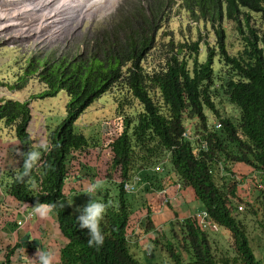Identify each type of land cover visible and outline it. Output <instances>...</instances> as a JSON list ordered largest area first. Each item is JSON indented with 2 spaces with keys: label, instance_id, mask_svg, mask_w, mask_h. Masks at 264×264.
I'll list each match as a JSON object with an SVG mask.
<instances>
[{
  "label": "trees",
  "instance_id": "obj_1",
  "mask_svg": "<svg viewBox=\"0 0 264 264\" xmlns=\"http://www.w3.org/2000/svg\"><path fill=\"white\" fill-rule=\"evenodd\" d=\"M183 10L197 35L175 40L167 23L174 11ZM227 23L234 25L233 34L242 42L236 54L229 50L232 36ZM203 30L210 32L211 39L201 36ZM42 60L37 67L49 88L40 96L66 92V114L49 132L51 145L56 147L43 158V176L39 179L32 172L18 179L23 157L17 158L6 187L18 201L39 203L55 212L65 236L57 253L62 254V264H144L131 251L136 233L135 222L129 218L147 192L161 191L171 183V173L182 186L194 189L206 217L228 231L230 250L217 254L195 216L172 220L169 232L178 228L174 232L177 241L170 243L163 242L168 232H157L147 216L141 227L155 233L149 236L148 252L157 247L160 259L164 250L163 255L170 254L174 264H259L249 225L238 215L237 203L246 205L243 213L256 217L264 211V188L256 192L255 200L233 202L239 181L232 169L244 163L258 170L264 182V0H133L85 36L76 49L53 51ZM104 96L114 99L116 116L124 124L104 148V159H114L109 174L119 168L122 180L111 178L110 186L94 195L108 206L102 223L105 243L97 249L88 246V230L79 229L76 218L80 213L71 201L74 198L82 208L90 201L89 193L72 196L75 191L68 190L67 182L79 174L66 170L70 162L82 160L90 142L75 131V123ZM228 106L231 109L226 110ZM209 115L218 120L214 123H221L220 129L209 127ZM31 119L28 102L4 99L0 103V120L15 131L21 153L33 144L28 131ZM187 122L194 123V136L203 137L185 138ZM203 140L207 149H200ZM195 148L202 152L195 154ZM220 162L228 171L219 179L212 168ZM136 176L142 184L128 192L124 184ZM34 183L40 184L36 190ZM259 230L264 234V221L259 222Z\"/></svg>",
  "mask_w": 264,
  "mask_h": 264
},
{
  "label": "rangeland",
  "instance_id": "obj_2",
  "mask_svg": "<svg viewBox=\"0 0 264 264\" xmlns=\"http://www.w3.org/2000/svg\"><path fill=\"white\" fill-rule=\"evenodd\" d=\"M59 1L55 2L61 5H57L56 3H49L48 6H45V3L43 2L40 4L39 0H13L12 2L7 0L1 1L0 3V88L2 87L4 91H8L7 89H9L10 91L8 92L13 94V100L28 102L29 106L31 107L32 114V119L30 121L29 127L31 128V125L35 123L33 131H36L37 128L42 127V123H50V121H55V123L61 122L62 118L66 114V105L69 100V97L66 92H61L54 97L40 96L46 91V89L49 88L42 82L40 77V69L39 67H37L40 62L43 63L42 58L46 57L49 53L53 51L61 52L64 49L67 51L76 49L85 36H87L88 34L90 35L98 27L105 25L107 19L111 18V15H113V13H115L119 9H122L123 4L128 7L133 2V0H115L114 4L109 5V2L105 0L104 2L106 4L103 2V5L105 4L104 6L102 4H99L94 7H89L87 3L86 6L84 5V0H81L80 2L83 3V5L80 3L79 5L78 2L72 3V0H62L63 2L61 0ZM97 1L98 0H93L92 5L95 4V2ZM87 2H89V0ZM30 7L32 8V10L24 11ZM4 11L6 12L5 15ZM18 12L19 14H17ZM187 13L188 12L184 10L180 12L174 11L172 13V16L170 17L169 22L167 23V25L169 26L168 31L171 33V37L175 40L183 36L194 37L195 35H197L195 24L192 22V20L190 19L191 17H189ZM13 14L17 15L12 17ZM29 17L31 22L25 24ZM254 17L257 19L256 21L259 20L258 16ZM43 26H45V28H41ZM226 26L229 28V32L232 36L229 40V50L231 53L236 54L238 50L242 47V42L235 34H233L234 25L232 23H227ZM32 27L35 29H33ZM201 36L205 40L211 39L210 32H207L206 30L202 31ZM31 63H33V66H35V69L32 65L30 66ZM28 68L31 72H28ZM4 86H7V89L4 88ZM6 96H9V94ZM4 99L7 101L8 99H10V97H8V99ZM225 109H231V107L228 106ZM115 111L116 103L114 99L110 96H104L100 100L96 101L93 105L89 106L86 112L79 117L77 123H75V131H78L84 134L87 138H89L88 140L91 142L90 144L96 148L95 152H97L98 150L99 158H97V160H90L89 163L96 164L94 168L97 172L99 171V175H105V177L109 176L110 179L118 178L121 180V178L116 176V170L111 171V174H108V171H110L114 159H104L107 156L106 153L104 154V148L106 147V144L120 134L124 125L121 118L116 116ZM214 121L218 120L215 118L214 115H209V122L211 123ZM186 126H189V124H185V127ZM194 127L195 125L193 123V128L191 127L192 132H194L195 130ZM30 128H28V131L29 134L32 136L33 132L30 130ZM7 129L8 128H6L5 122H1L0 136L6 138L8 134ZM11 132L15 134L14 130H12ZM49 132L50 130L42 136V140L47 141L49 142V144H51L52 142L50 140ZM86 157L88 158V160L91 159V152L84 151V156L81 161H79L81 157H78V159L76 160L77 163L71 162L74 167L80 169V174L82 172L81 169ZM1 161L2 160H0V170L3 169L4 171V168H6L7 165L5 161ZM77 168L73 169L74 172H77ZM157 168L160 169L158 166ZM212 170H216V166H213ZM83 171H85V169H83ZM33 172L35 174V177L39 179L43 176L44 167L41 161L39 162V167ZM87 172L88 177L92 178L91 169H88ZM237 173L239 175L238 178L248 177L246 176L245 171ZM255 173L256 171L253 174ZM258 174L259 172H257L256 178H258ZM218 175L219 176L217 177L220 179L222 175ZM246 179L250 180L249 178ZM246 179L244 178L241 184H246ZM141 184V181H138L136 180V178H134V186L138 187ZM252 184L254 185V183ZM252 184H250L251 188L254 187ZM39 187V183H37V185H35L34 183V190ZM4 189L6 188L4 187ZM75 198L78 199L77 197ZM71 201L73 202V208L77 211L78 207L75 203L74 198H71ZM163 201L164 199L158 197L157 195H148L146 193L144 199L140 202L142 203V205H140L134 211V213L135 215H137L139 220H141L145 216V212L148 207L155 208L156 210H161L160 206L163 205ZM19 202L31 206V203L29 202ZM195 204H198V202H195L194 200L192 202V211L195 210ZM241 211L237 212L238 215L242 214ZM248 213H243L244 216H241L242 221H244L246 216H251V214ZM261 215L262 211L259 212L256 218L260 220L262 218ZM25 216L28 217V219L24 218L23 220H21L22 224L26 219L27 221L31 220L30 217H32V214L26 213ZM16 222H18V220H15V224ZM128 223L131 222L128 221ZM252 224L253 227L249 229V231L251 232V237L253 238L254 247H252L254 248V252L257 257L256 259L260 262V264H264V234H262L259 230L254 229L255 221L249 222V225ZM177 229L178 228L169 232V229L163 228V230L168 232L166 233L167 236L165 240H163V242L170 243V241H177L174 235V232ZM217 229L219 232L225 234V236H220L219 238L216 234L212 235V239L215 240L214 248L217 254H220V250H222L223 252H226L227 249L230 250V239L227 240V236L229 237V235L225 232V228L217 225ZM136 232L138 234H141L140 230H137ZM208 236L210 237V233L208 234ZM217 238L219 239L220 243L219 247L216 245L218 243L216 240ZM27 240L30 243L34 241V243H36L34 244V246L36 247L37 245V247L39 248L38 251H29L26 255L21 256L24 252V248L22 247V250L20 252L19 250H17L16 256L11 257L12 261L10 264H23L21 262V258L25 260L26 258L24 256H28V258L26 259L28 263L34 262V258H32L34 254L38 253L39 251L41 252L44 246L46 247L47 245L44 244V239L41 237H36L34 239ZM143 240V243H146L147 238H143ZM10 241L11 236H7V238L0 237V250L2 249L3 245H5L6 243L9 244ZM11 243H13V241ZM132 247V253L144 264H149L155 261H157V264L175 263V260L170 257V254L165 252L163 255L164 250L162 251V257L159 259L156 255L157 247L155 246H152L150 248L151 252L153 253L152 255H148V251L144 252L140 249L137 253L136 246L132 245ZM141 247H147V249L149 248L147 244H144ZM173 247L175 248V252L180 254V251H178L179 247L177 245H173ZM80 250L81 249L79 248L78 251H75V255H78ZM181 261L183 262L184 260L181 259Z\"/></svg>",
  "mask_w": 264,
  "mask_h": 264
},
{
  "label": "crops",
  "instance_id": "obj_3",
  "mask_svg": "<svg viewBox=\"0 0 264 264\" xmlns=\"http://www.w3.org/2000/svg\"><path fill=\"white\" fill-rule=\"evenodd\" d=\"M1 85V84H0ZM4 88L7 89V86H4ZM10 91L9 89H7ZM4 91L3 88H0V103L4 101V98L12 99V95L10 92ZM9 96H6L8 95ZM3 122L0 120V123ZM42 127H39L36 129V131H33V127H35V123L31 125L30 130L33 132L32 139H35L37 144L39 145L40 142L46 143L47 141L42 140V136L44 135V132L54 130L56 127H58L59 122L50 121V123H42ZM46 126V127H43ZM8 130L7 137L3 138V136H0V145L2 146V149L0 150V160L1 162L5 161L7 167L0 170V237L7 238V236L14 237L13 243L20 240L28 241L27 239H34L41 237L44 239V244L46 245V248H50L54 251H56L57 248H59L61 245L65 243V236L61 235L58 227L57 222L53 218V212L48 207H43L41 209V212L38 214L33 206L25 205L23 203H20L17 201L14 197H12L8 191L6 184H8V180L10 178L8 172L13 171L12 164L17 158L22 159V153H21V142L20 139L17 138L15 134L11 132V130ZM12 133V134H11ZM36 135V136H35ZM20 153V154H19ZM15 169V168H14ZM85 171L82 170L81 174L77 177H81L80 179H77L75 182H79L78 189H71V185L75 182H73L70 187L68 185V190L78 191L81 189L80 183L85 182L86 184L89 183V177H88V168H83ZM91 169V168H89ZM250 169V170H248ZM235 172H244L246 175H251L252 169L243 167L241 165H235ZM92 171V176L94 171ZM89 180V181H88ZM4 187L6 189H4ZM167 194H168V203L161 205V210H156L155 208H152L153 210V219L154 222L161 227H169V225L172 223V220L175 218H182L185 216H188L191 213L201 211L203 207H200V205L195 204V210H191L192 208V202L195 200L197 201V196L190 186L185 187L182 185H179L176 178H173L171 180V183H169V187L167 188ZM149 195V194H148ZM180 197V198H179ZM178 200V201H177ZM177 201V202H176ZM18 203V204H17ZM151 203V199H150ZM23 210V211H21ZM33 213V218L29 221L27 219L24 221L23 224H21L20 228L17 226L15 227V220H23L25 218L26 213ZM20 213V215H19ZM4 214V215H3ZM21 216V217H20ZM12 221V222H11ZM11 222V224H8ZM16 228V230H14ZM10 234H9V233ZM59 239V241H58ZM51 241L57 242L56 246L53 247L51 245ZM31 244L34 247V241ZM38 247L34 248V251H38ZM141 250L145 251L143 247H140ZM139 251V248L137 249V253ZM56 257H59V254L56 255ZM55 257V258H56ZM54 264V262H53Z\"/></svg>",
  "mask_w": 264,
  "mask_h": 264
},
{
  "label": "clouds",
  "instance_id": "obj_4",
  "mask_svg": "<svg viewBox=\"0 0 264 264\" xmlns=\"http://www.w3.org/2000/svg\"><path fill=\"white\" fill-rule=\"evenodd\" d=\"M186 124H189V126H186L185 132L183 134L185 138L189 137L188 139L193 140L195 138H202L203 137L202 135H198V137L193 135V132H192L193 123H186ZM213 126L216 127L217 129H220L221 128V123H214V122L213 123H209V127H213ZM186 133H188L189 135H186ZM87 139H89V138H87ZM90 143L91 142H89V144ZM200 146H201L202 149H207L208 144H207L206 141L203 140V141H201ZM54 147H56V146L48 144V143L40 142L38 147L37 146L30 147V150L28 152L22 153L23 166L21 167V170L17 173V178L20 179V180H23L24 178L30 176V174L35 169H37L39 167V162L41 161V153L43 152V153L46 154V153L52 151L54 149ZM90 147L92 149H94V151H96V148L93 145L90 144ZM84 151H86L85 148H84ZM95 156H96V158H99L98 157V150H97V152H95ZM69 164L73 165L71 162ZM220 169H222V170H220ZM216 170L218 171V173L220 175H222V176L225 175L226 170H225V167H224L223 163H221L219 168L218 169L216 168ZM216 170H215V173H216ZM93 171H95L97 173L95 168H93ZM66 172L67 173H71L72 172V173L80 174V169H77V172L76 171L74 172L73 169H67ZM253 179H254L253 182H255V185H254L253 188L250 187V184L253 183L252 180H251L250 184H245V185H249L247 187V190H246L245 194L247 196H249L251 199L255 200V195H257L256 192H258L259 190H261L263 188L262 184L260 183V181H263V180L259 176H258V178H256V179L253 178ZM179 185H181V184H179ZM125 186H127V184H125ZM129 187H125V189L128 191ZM94 190H95V186L93 185L88 190L89 194H87L90 197V201H89V203L87 205L83 206L82 208H78L77 209V211L80 214H79V216L76 219L78 221V227H79L80 230H84V229L88 230V233H87V235H88V241H87L88 242V246L89 247H96L97 249H99L105 243V235H104V233L102 231V223L104 221V218H105V215H106V210H107L108 206L105 203L98 201L95 198V196L91 194L92 192H94ZM41 208H42V206L39 203H37L36 206L34 207V210L39 214L41 212ZM132 215L130 216L129 220H132L133 222H135V227L133 228V231L136 234H133L134 236H133V240H131V242H132L131 244L133 246L136 245V244H139V246L141 247L142 245H144V244L146 245L149 241H151L149 239V236L154 237L155 233H153V232H145V230L141 227V222H142V220L144 218L147 217V215H146V217L144 216L141 220H139L138 217L136 218L135 213H133ZM189 216H195V218L199 220L200 226L204 230L205 217H206L205 209L202 208L201 211H197V212L191 213V214H189ZM261 217L262 218L260 220H258L257 218L254 219L255 227H259V222L264 221V211L262 212ZM177 219H179V218H177ZM151 220L154 223L155 229L157 230V232H160V234L162 232H166L165 230H163V228L164 229H170L172 227V223L167 228V227H161L160 225L156 224L154 222L153 218H151ZM257 222H258V224H257ZM137 230H140L141 234H138L136 232ZM208 230H209L211 239H212V235H214V234H216L218 236V238L220 236H225L224 233H221V232L218 231L217 226L215 227V229L208 227ZM225 232L229 235V233H228V231H226V229H225ZM143 238H147L146 243H143V241H144ZM218 238L216 239L217 242H218L216 245L219 247L220 243H219V239ZM228 239H229V237L227 236V240ZM21 241L22 240L20 238V240L15 241V243H19ZM15 243H12L9 247L14 246ZM31 244H33V243L31 242ZM31 244H29L27 247L30 248V251H34L35 246L33 247ZM212 244H213V247H214V244H215V240L214 239H212ZM252 244H253V242H252ZM132 245H131V251H132V248H133ZM22 247L24 248V245H22ZM140 247L136 246L137 249L140 248ZM214 250H215V248H214ZM220 251H221V253L223 252L222 250H220ZM149 254H151V252H148V255ZM24 257L26 259L28 258V256H24ZM55 257H56L55 251L50 249L47 252H40L39 251L38 252V260L37 259H35V260L38 261V264H53V261L55 259L54 264H62L61 257H58V258L57 257L55 258ZM26 259L24 260V259L21 258V262L23 264H28ZM259 264H260V262H259Z\"/></svg>",
  "mask_w": 264,
  "mask_h": 264
},
{
  "label": "water",
  "instance_id": "obj_5",
  "mask_svg": "<svg viewBox=\"0 0 264 264\" xmlns=\"http://www.w3.org/2000/svg\"><path fill=\"white\" fill-rule=\"evenodd\" d=\"M60 124V123H59ZM58 124V125H59ZM32 127H34V126H32ZM6 128H8V127H6ZM9 130H11L12 131V128H8ZM36 136V135H35ZM31 138H33V137H31ZM33 141V144H32V146H37L38 147V144H37V142H36V140L35 139H32ZM21 142V141H20ZM48 144H49V142H47ZM2 149V146L0 145V150ZM85 149H86V151L88 152H91V156H92V158L91 159H89L88 160V158L86 157V159H85V161H84V164H83V166H82V169H81V171L83 170V168H91L92 170H93V168L96 166V164H90L89 163V161L90 160H97V158H96V156H95V151H94V149H92L91 147H90V144L87 146V147H85ZM200 149H202V148H200ZM199 148H195V150L196 151H194V153L195 154H199V153H201L202 151L200 150ZM44 156H45V153H41V163H43V158H44ZM221 165V163H218L217 165H216V168L218 169L219 168V166ZM74 168H77V167H74L73 165H71V164H68L67 165V169H74ZM78 169V168H77ZM220 170H222V169H220ZM116 176L117 177H119L120 178V171H119V168L116 170ZM108 174H109V171H108ZM170 176L171 177H173V178H176L177 179V177H176V175L174 174V173H171L170 174ZM103 177H105V175H103V176H100L99 175V171L96 173L95 171H94V173H93V176H92V178H90L88 181H89V183L88 184H86V187H85V182H87V181H85V182H81L80 183V187H81V189L80 190H78V191H75V193L74 194H72V196L73 195H75V194H79V193H88V190L94 185L95 186V190H94V192H92L91 194H93V195H97V192L99 191V190H102V188H107V187H109L110 186V183H109V180H111L110 178H109V176H106L105 178H103ZM81 177H76V178H71V179H68V182H67V184L69 185V187H70V185L73 183V182H75V181H77V179H80ZM134 178H136V180H138V181H140V178L138 177V176H136V177H134ZM114 179H116V181L117 182H119V181H121L120 179H118V178H114ZM134 180V179H133ZM252 180V182L254 181V179H251ZM79 182L80 181H78V182H75V183H73L72 185H71V189H78V184H79ZM260 183L262 184V183H264L263 181H260ZM179 184H181V183H179ZM127 186H130L129 187V190H128V192H131V191H134L135 190V187L136 186H134L133 185V181L132 182H127ZM127 186H125V187H127ZM249 185H245V184H240V183H238V186H237V198L236 199H234V200H232L233 202H236V201H238V200H247V201H252V200H254V199H251L249 196H247L246 194H245V192H246V190H247V187H248ZM102 187V188H101ZM169 187V185H167L163 190H161V191H157V192H155V191H150V192H147V194H154V195H157L158 197H160V198H162V199H164V201H163V205L164 204H167L168 203V194H167V188ZM189 187V186H188ZM69 191H71V190H69ZM31 206H33V207H35V205H32L31 204ZM241 206H245V208L243 209V211L242 212H245L246 211V205L244 204V203H237V208H238V210L239 211H241ZM200 207H202V206H200ZM54 214H53V218H54V220L56 221L57 220V217H56V214H55V212H53ZM29 214H32V218H33V213H29ZM153 210H152V207H148L147 208V210H146V212H145V217H146V215L147 216H149L150 218H153ZM248 214H251L252 215V212H249ZM256 217H250V216H246V218H245V221L248 223V225H249V222H251V221H254V219H255ZM12 222V221H11ZM11 222H9L8 224H11ZM57 222V221H56ZM207 224L208 225H211V228H213V229H215V227L217 226V225H215L212 221H210V220H208L207 221ZM57 227H58V229H59V231H60V233H61V235H63V233L61 232V230H60V226L57 224ZM253 227V224L252 225H249V229L250 228H252ZM255 227V226H254ZM255 230L257 229V230H259V227H255L254 228ZM260 232H261V230H259ZM64 236V235H63ZM58 241H59V239H58ZM57 241V242H58ZM25 242V243H24ZM52 243H51V245L53 246V247H55L56 246V244H57V242H54V241H51ZM29 244H31L30 242H27V241H25V240H22L21 242H19V243H15L14 244V246H12V247H14V249H13V256H16L17 255V250H19V252L22 250V245H24V252L22 253V255L21 256H23V255H26L29 251H30V248L29 247H27ZM252 246L254 247V245L252 244ZM11 247V248H12ZM26 248V249H25ZM32 249V248H31ZM61 255L62 254H59V257H61ZM32 258H34V262H30V263H28V264H38V253H36V254H34V256L32 257ZM35 259H37V260H35Z\"/></svg>",
  "mask_w": 264,
  "mask_h": 264
},
{
  "label": "bare ground",
  "instance_id": "obj_6",
  "mask_svg": "<svg viewBox=\"0 0 264 264\" xmlns=\"http://www.w3.org/2000/svg\"><path fill=\"white\" fill-rule=\"evenodd\" d=\"M1 1H7V0H0V3H1ZM10 2H12L13 0H9ZM34 1V0H33ZM36 1V0H35ZM40 1V4L43 2V3H45V6H48L49 5V3H56L55 1H59V0H39ZM62 1V0H61ZM65 1V0H64ZM71 1V0H70ZM88 0H84L83 2L85 3L84 5L86 6V3L88 4V6L89 7H94V6H97V5H99V4H102L103 5V2L105 1V0H98L97 2H95V4H93L92 5V2H93V0H89V2H87ZM108 2H109V5H112V4H114L115 3V0H107ZM106 1V2H107ZM60 2V1H59ZM63 2V1H62ZM72 3H77L78 2V4L81 2V0H72L71 1ZM28 3V2H27ZM29 3H30V1H29ZM36 3V2H35ZM105 3V2H104ZM24 4V3H23ZM57 5H61V4H59V3H56ZM67 4H68V2H67ZM80 4H82L83 5V3H80ZM79 4V5H80ZM106 4V3H105ZM104 4V5H105ZM51 5V4H50ZM64 5V4H63ZM76 5V4H75ZM78 5V6H79ZM103 5V6H104ZM24 6V5H23ZM31 6V5H30ZM34 6V5H33ZM41 6H43V5H41ZM53 6V5H52ZM69 6V5H68ZM67 6V7H68ZM74 6V5H73ZM26 8V7H25ZM34 8V7H33ZM61 8H63V7H61ZM0 9H1V5H0ZM36 9V8H35ZM92 9V8H91ZM28 10H32V8L30 7V8H27L26 10H24V11H28ZM90 10V9H89ZM3 11V10H2ZM45 11H46V9H45ZM54 12V11H53ZM57 12V11H56ZM5 11H4V15H5ZM16 13V12H15ZM63 13H65V12H63ZM62 13V14H63ZM17 14H19V12L17 13ZM17 14H13L12 15V17L13 16H16ZM2 16V15H1ZM62 16V15H61ZM50 17V16H49ZM65 17V16H64ZM57 18V17H56ZM55 18V19H56ZM59 18V17H58ZM28 21V22H27ZM27 21H26V23L25 24H28L29 22H31V20H30V17H29V19H27ZM52 21V20H51ZM46 23V22H45ZM55 23H57V22H55ZM60 23V22H59ZM47 25V24H46ZM40 27V26H39ZM58 27H59V25H58ZM16 28V27H15ZM28 28V27H27ZM33 28V27H32ZM41 28H45V26H43V27H41ZM33 29H35V28H33ZM22 30V29H21ZM20 31V30H19ZM24 31V30H23ZM25 36H28V35H25ZM39 38V37H38ZM215 123H219V122H215ZM221 160V159H220ZM238 165H241V166H243V167H249V166H246V164H244V163H239ZM229 166V165H228ZM156 167V166H155ZM234 167L235 166H233V171H234ZM157 168V167H156ZM227 168V167H226ZM249 168H251V167H249ZM252 169V173H251V175L249 176V175H246V176H248L247 178H249L250 179V181H251V179H253V178H255L256 179V174L257 173H255V174H253L255 171L257 172L258 170H256L255 168H251ZM226 171H228V170H226ZM217 172V171H216ZM229 172H231V171H229ZM237 172V171H236ZM218 173V172H217ZM232 173V172H231ZM232 175V174H231ZM229 176V175H228ZM238 173H237V178H236V180L237 181H239V183L241 184V182L243 181V177H240V178H238ZM254 183V185H255V182H253ZM124 184V183H123ZM252 184V183H251ZM125 185V184H124ZM253 185V184H252ZM253 185V186H254ZM262 186H263V188H264V185L262 184ZM114 189V188H113ZM180 198V197H179ZM178 201V200H177ZM176 201V202H177ZM18 204V203H17ZM135 207H137L136 205H135ZM244 207L245 206H241L240 208H241V210L243 211V209H244ZM42 209V208H41ZM21 211H23V210H21ZM52 211V210H51ZM241 211V212H242ZM4 215V214H3ZM19 215H20V213H19ZM244 215H243V212H242V217H243ZM21 217V216H20ZM241 217V218H242ZM25 218H27L28 219V217H26L25 216ZM136 218H137V215H136ZM30 219H32V217H30ZM137 220V219H136ZM209 219L207 218V217H205V226H204V230H205V232H207L208 234H209V230H208V227H210L211 228V225H208L207 224V221H208ZM21 224H22V221L20 220V221H18V222H16V224H15V227H19L20 228V226H21ZM14 230H16V228L14 229ZM9 233V232H8ZM10 234V233H9ZM10 236H11V234H10ZM210 238V237H209ZM17 240V239H16ZM15 240V241H16ZM12 241H14V237H11V241L9 242V244H5V245H3V247H2V249L0 250V264H7V257H8V254L11 252V250H10V248H8L12 243ZM62 247V245L59 247V248H57L56 249V251H55V253L57 254L58 253V250L60 249ZM9 249V250H8ZM140 249V248H139ZM45 250H50V248H46L45 246H44V248H43V250L41 251V252H43V251H45ZM52 250V249H51ZM141 250V249H140ZM145 251L144 252H146V251H148V249H147V247L144 249ZM8 252V253H7ZM13 256V253H12V255L10 256V258H8V261H10V263H11V257ZM21 264V263H20Z\"/></svg>",
  "mask_w": 264,
  "mask_h": 264
},
{
  "label": "built area",
  "instance_id": "obj_7",
  "mask_svg": "<svg viewBox=\"0 0 264 264\" xmlns=\"http://www.w3.org/2000/svg\"><path fill=\"white\" fill-rule=\"evenodd\" d=\"M127 187H129V186H127Z\"/></svg>",
  "mask_w": 264,
  "mask_h": 264
}]
</instances>
